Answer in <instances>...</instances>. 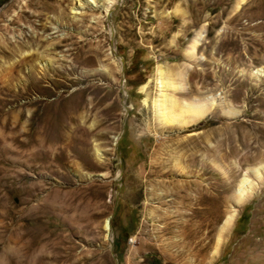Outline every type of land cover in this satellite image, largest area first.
I'll return each instance as SVG.
<instances>
[{"label":"rangeland","instance_id":"1","mask_svg":"<svg viewBox=\"0 0 264 264\" xmlns=\"http://www.w3.org/2000/svg\"><path fill=\"white\" fill-rule=\"evenodd\" d=\"M158 64L218 106L156 130ZM263 68L264 0H0V264H264V180L210 260L264 165Z\"/></svg>","mask_w":264,"mask_h":264},{"label":"bare ground","instance_id":"2","mask_svg":"<svg viewBox=\"0 0 264 264\" xmlns=\"http://www.w3.org/2000/svg\"><path fill=\"white\" fill-rule=\"evenodd\" d=\"M88 1V0H85ZM115 2H109L110 5H113ZM109 5V6H110ZM109 6H105V12L109 11ZM179 11V9L175 10ZM202 36V34H199ZM198 35V37H199ZM200 37L195 39L194 44L191 50L187 51V55L191 58L195 55V47L199 43ZM87 63H91V59H86ZM42 66L44 65L43 62ZM259 70V69H258ZM259 71L264 72V68ZM154 80L156 83V93L154 98L151 101V106L149 99L145 98L143 103L148 105V110H151L156 122V130L168 131L172 128H178L184 130L189 127L193 122H196L202 119L209 111L218 106L219 102L216 98V95L207 96L205 98L196 97L193 99H188V93H186L185 87L183 85L184 71L180 69V66H165L158 64L155 68ZM175 75L178 77L179 81L175 83L170 80L169 77ZM108 111V110H107ZM124 113L127 115L129 110L125 107ZM119 138L115 139L114 145H117ZM116 148H112L114 150ZM95 152L97 158L99 159V164H105L106 159L103 156V152L96 147ZM248 169L254 172V178L244 175L239 183V186L236 190V203L233 209L225 216L222 223L220 224L214 246L210 252V260L216 257L220 251L221 245L226 233L232 228L237 217H238V206L242 205L244 202L250 200L254 195L257 194L261 182L264 180V165H257L249 167ZM69 208L65 205L60 206V209L65 213L73 209L72 203H69ZM61 212V211H60ZM66 216V215H65ZM64 216V218H65ZM63 217V216H62ZM112 215L108 216L105 219L104 228L106 230L107 240L112 242V224H111ZM27 225V224H26ZM28 232V231H27ZM28 234V233H27ZM31 234V233H30ZM39 235V234H38ZM15 241L19 243L17 250L16 259L17 262L25 263L28 260L29 255L31 254L33 248V242L31 243L24 242L25 235L20 233L17 234ZM29 238V237H28ZM39 238V237H38ZM13 239V238H11ZM35 243V242H34Z\"/></svg>","mask_w":264,"mask_h":264}]
</instances>
